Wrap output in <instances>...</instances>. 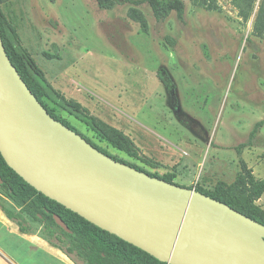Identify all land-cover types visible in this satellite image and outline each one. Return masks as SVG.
Segmentation results:
<instances>
[{
  "label": "rangeland",
  "instance_id": "1",
  "mask_svg": "<svg viewBox=\"0 0 264 264\" xmlns=\"http://www.w3.org/2000/svg\"><path fill=\"white\" fill-rule=\"evenodd\" d=\"M148 1L117 0L105 9L96 0H2V8L51 83L129 134L156 168L56 108L112 157L207 191L232 184L241 158L264 178V125L256 127L264 119V32H253L260 0L248 20L237 0H213L215 9L183 0L182 19L172 12L162 20ZM133 7L143 11L146 28L129 18ZM256 204L264 210V194ZM6 220L0 264H78L34 242L45 240L39 225L24 235Z\"/></svg>",
  "mask_w": 264,
  "mask_h": 264
},
{
  "label": "water",
  "instance_id": "2",
  "mask_svg": "<svg viewBox=\"0 0 264 264\" xmlns=\"http://www.w3.org/2000/svg\"><path fill=\"white\" fill-rule=\"evenodd\" d=\"M0 152L39 192L163 262L264 264V224L115 159L53 117L10 60L1 33Z\"/></svg>",
  "mask_w": 264,
  "mask_h": 264
},
{
  "label": "trees",
  "instance_id": "3",
  "mask_svg": "<svg viewBox=\"0 0 264 264\" xmlns=\"http://www.w3.org/2000/svg\"><path fill=\"white\" fill-rule=\"evenodd\" d=\"M96 1L101 8L105 9H111L117 3V0ZM197 1L208 9L216 8V3L213 0ZM148 2L157 20L165 19L172 12H176L180 19L184 17L185 5L183 0H149ZM256 2L257 0H237L240 16L244 20L249 19L256 7ZM128 16L139 22L144 28L147 27L146 17L140 8H131ZM253 32L255 35H261L264 32V0H260L258 3ZM0 33L10 60L17 67L31 91L53 117L72 129H76L56 113V108H60L69 116L86 125L95 134V138L106 141L114 149L156 168L152 159L142 153L140 147L129 134L99 118L80 101L67 97L51 83L5 14L2 8V0H0ZM162 79L169 86H172L168 78ZM44 99L51 102L54 107L48 106ZM263 125L264 119L256 123V127ZM88 140L98 147L90 139ZM102 151L107 153L106 150ZM115 159L119 160L118 158ZM132 166L144 171L139 166ZM239 166L240 170L232 184L218 183L212 191H207L201 186H195L194 189L220 200L264 224V210L256 204V201L264 194V178L256 177L243 158L239 160ZM147 173L159 177L154 173ZM0 175L3 179L2 184H0V208L6 217L18 225L21 233L33 232V223L39 225L41 236L74 259L76 263L169 264L117 235L98 227L78 213L39 192L6 163L1 152ZM173 176L168 174L159 178L173 183ZM55 214L65 221L70 232L56 222Z\"/></svg>",
  "mask_w": 264,
  "mask_h": 264
},
{
  "label": "crops",
  "instance_id": "4",
  "mask_svg": "<svg viewBox=\"0 0 264 264\" xmlns=\"http://www.w3.org/2000/svg\"><path fill=\"white\" fill-rule=\"evenodd\" d=\"M0 220L5 221L6 223H8L7 220H6V217L4 216V214L1 211H0ZM23 234L24 235H29V233H23ZM33 239H35V240H33L34 242H39L43 247H46L51 252L56 253L55 246L51 245L48 241L40 240V239H36V238H33Z\"/></svg>",
  "mask_w": 264,
  "mask_h": 264
}]
</instances>
